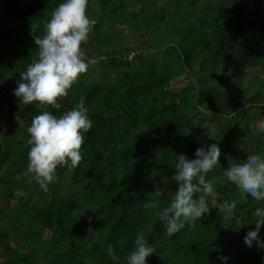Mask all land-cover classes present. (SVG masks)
I'll use <instances>...</instances> for the list:
<instances>
[{
    "label": "trees",
    "instance_id": "trees-1",
    "mask_svg": "<svg viewBox=\"0 0 264 264\" xmlns=\"http://www.w3.org/2000/svg\"><path fill=\"white\" fill-rule=\"evenodd\" d=\"M63 2L0 0V71L20 73L37 59L31 24L39 25L33 34L42 37L44 24ZM100 5V12H90V19H101L81 50L91 43L89 54L98 57L96 73L107 68L109 77L81 74L69 95L58 100L61 109H42L38 102L13 108L16 120L25 124L21 134L27 140L17 136L0 141V199L12 201L15 190L22 192L13 208L15 220L36 228L30 239L47 237L52 258L44 264H126L139 230H145L156 250L147 264H264V248L255 242L249 248L243 239L255 228L251 213L264 202L240 192L223 175L229 157L264 155V0H101ZM160 29L165 34L159 35ZM125 31L142 32L146 43L151 34L148 45L153 51L122 41L119 35ZM155 34L163 35V45L155 46L162 44ZM131 51L135 53L128 58ZM186 70L193 80L172 88V80ZM249 74L253 77L246 78ZM80 96L86 98L93 122L84 134L83 159L72 170L58 167L59 180L44 191L23 174L30 149L27 128L43 110L59 116ZM212 143L221 149L220 163L206 179L213 181L218 202H237L234 217H241L245 226L239 228L234 218L225 220L212 208L194 226L186 224L169 236L143 202L167 206L177 187L170 179L176 157L194 159L198 147ZM68 172L69 185L64 187ZM13 184L15 190H9ZM4 212L0 206V217ZM5 224L0 264H40L32 252L10 254L15 225ZM89 232L101 235V244L92 245ZM259 236L264 241V227ZM109 244L116 261L107 254Z\"/></svg>",
    "mask_w": 264,
    "mask_h": 264
},
{
    "label": "clouds",
    "instance_id": "clouds-1",
    "mask_svg": "<svg viewBox=\"0 0 264 264\" xmlns=\"http://www.w3.org/2000/svg\"><path fill=\"white\" fill-rule=\"evenodd\" d=\"M87 6L88 0H64L44 24L42 37L33 34L39 25L31 24V35L38 53L37 59L19 73L20 79L13 90L21 104L38 102L42 109L45 106L61 109L62 105L58 100L67 97L80 75L87 72L89 65L81 51V45L87 42L96 24L95 19L86 15ZM85 105L86 98L80 96L78 102L59 116L43 110L32 118L27 128L30 149L27 168L23 174L44 191L59 180L58 167L72 170L83 159L81 148L85 142L84 134L93 125L88 115L89 109ZM260 128L264 130V123ZM206 135L213 139L208 131ZM194 155V159H188L184 154L176 157L173 165L175 174L170 179L176 182L177 187L168 205L161 209L156 201L146 200L143 207L153 210L154 217L159 219L169 236L180 232L186 224L194 226L212 208L218 209L225 220L234 218L239 228L244 227V220L234 217L237 202H218L213 181L206 179V174L220 163L221 149L218 144L198 147ZM223 175L240 192L250 194L257 202H264V155L250 154L244 160L229 157ZM155 191L158 195L159 186H156ZM251 214L255 228L244 236V243L249 248L254 242L257 247L264 248V241L259 236L261 227H264V206H257ZM151 230V227L147 228L148 232ZM106 251L113 261L118 260L111 244ZM155 251L146 239L145 230H139L135 235L133 248L126 257V264H147L148 258ZM219 259L226 261L227 257L221 256Z\"/></svg>",
    "mask_w": 264,
    "mask_h": 264
},
{
    "label": "rangeland",
    "instance_id": "rangeland-1",
    "mask_svg": "<svg viewBox=\"0 0 264 264\" xmlns=\"http://www.w3.org/2000/svg\"><path fill=\"white\" fill-rule=\"evenodd\" d=\"M101 0H88V6L86 9V15L90 18V12H100L101 11ZM144 7V4L138 5L135 7L136 11H140V9H142ZM205 5L203 4V6H201V9L204 10ZM128 16L130 17L131 14H128ZM100 21L101 17H98L96 20ZM118 27L120 28L121 25L119 24ZM163 30L160 29L159 35ZM147 33V32H146ZM173 33V30L172 32ZM165 34V33H163ZM119 35V34H118ZM147 35V34H146ZM151 34H148V38H149V42H151L152 39V35L150 37ZM157 36L155 34V37L158 38L156 41L157 42H161V38L162 36ZM120 39L124 42H128L133 46L136 47L137 50H140V47L142 46H147L149 47L148 43H146L144 41V37L145 35H142V32H131V31H125L122 35H119ZM98 42V41H96ZM168 42H173L172 40H168ZM162 43V42H161ZM98 44H102V47H109L108 44L105 42V40H99ZM0 45H2L1 41H0ZM157 45H163L162 44H156L155 46L157 47ZM150 48V47H149ZM148 48V49H149ZM92 49V44L88 43L87 47L84 48L83 50H81L84 53L85 58H88V65L89 68L87 70V72L85 73V75H91L92 77L95 78H100L101 75H104L105 78H107V76L109 77V75H107V68H101V73L98 75V73H96L97 70H99V64L98 63V57L95 56L94 54H89L91 52ZM157 49V48H156ZM154 49V50H156ZM150 51H153L151 48L149 49V53ZM92 53H95V51H92ZM195 69L197 70L199 67L198 65L194 64ZM138 71V68H137ZM262 75L264 76V74L262 73ZM249 77H253V75L251 76V74H249V76H246V78ZM112 78H115V73L114 75L112 74ZM19 71L17 69H11L7 72H2L0 71V141L4 140H9V138H13V137H17L21 138L23 140H27V137L22 136L21 132L25 129V124L23 122L17 121L15 118V115H13V108L18 105L21 104L20 101L18 100V98L14 95V88L16 87V82L17 80H19ZM188 80H193V74L189 73L188 70H186L185 72H183L180 76H177L175 79L172 80L171 82V87L172 88H181L184 87L185 83H187ZM6 105L9 109V111L3 115H1V111H2V107ZM10 163H7V165L5 166L6 169L9 171V168L11 169V166L9 165ZM10 166V167H9ZM69 172L66 173V177H65V182H64V187H67L69 185ZM16 186L15 184L11 185L9 187V190H15ZM19 194H22L21 191L15 190V195H14V199H12V201H7L5 198L0 199V206L4 208V213H8L9 216L4 215V213L1 215L0 217V230H2L3 228H5L4 224L5 223H9V225L13 224L15 226L14 230H13V234L12 237L10 239V243L9 245L12 247L11 253L12 256H19L20 253L25 254L27 252H32L34 254V256L36 257V259L38 260V262L40 264H44V262H46V260H50L52 257H50V253L48 254V240L47 237H41V239H37V238H33L30 239L32 236L34 237V233L36 232V228H29V226H27L28 224H24V220H21L20 222H18L17 220H15V210L13 209L14 206L17 205L18 201H17V196ZM46 198V196H45ZM261 203V202H259ZM260 205V204H259ZM85 210L89 211V205L86 204L85 205ZM88 213L86 212L85 215H87ZM88 218V216L86 217V219ZM3 224V225H2ZM6 225V224H5ZM90 237V243L92 245H99L102 242V237L101 235H97V234H93L91 232H89ZM44 252L46 254H44ZM4 254V253H2ZM44 255L46 258H44ZM48 257V259H47ZM50 257V258H49Z\"/></svg>",
    "mask_w": 264,
    "mask_h": 264
},
{
    "label": "built area",
    "instance_id": "built-area-1",
    "mask_svg": "<svg viewBox=\"0 0 264 264\" xmlns=\"http://www.w3.org/2000/svg\"><path fill=\"white\" fill-rule=\"evenodd\" d=\"M135 52L131 51L128 55V58H131L134 55ZM9 111L8 107L6 105H4L2 107V111H1V115L7 113Z\"/></svg>",
    "mask_w": 264,
    "mask_h": 264
},
{
    "label": "crops",
    "instance_id": "crops-1",
    "mask_svg": "<svg viewBox=\"0 0 264 264\" xmlns=\"http://www.w3.org/2000/svg\"><path fill=\"white\" fill-rule=\"evenodd\" d=\"M10 243V242H9ZM22 254V253H21ZM4 260V255L0 253V261Z\"/></svg>",
    "mask_w": 264,
    "mask_h": 264
}]
</instances>
